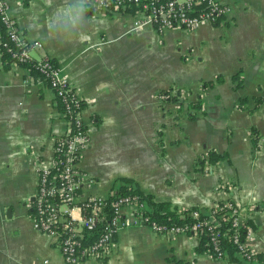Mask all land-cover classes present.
<instances>
[{"label":"crops","instance_id":"obj_1","mask_svg":"<svg viewBox=\"0 0 264 264\" xmlns=\"http://www.w3.org/2000/svg\"><path fill=\"white\" fill-rule=\"evenodd\" d=\"M219 1L227 11L217 22L160 33L132 30V12L88 0L7 3L23 37L41 43L31 56L49 57L82 100L80 196L137 185L179 208L237 204L253 229L248 247L260 261L252 264H264V0ZM165 91L176 99L159 98ZM60 111L48 84L7 62L0 46V264H66L32 224L38 171L51 165L67 129ZM209 151L226 158L200 166ZM135 209L122 208L127 224L106 257L80 264H231L198 251L201 237L155 233Z\"/></svg>","mask_w":264,"mask_h":264},{"label":"built area","instance_id":"obj_2","mask_svg":"<svg viewBox=\"0 0 264 264\" xmlns=\"http://www.w3.org/2000/svg\"><path fill=\"white\" fill-rule=\"evenodd\" d=\"M89 4L99 9L112 12L133 13L132 30L150 27L157 32L165 29L193 30L204 22L215 23L225 15L227 7L219 0H88ZM132 7L136 9H132ZM0 39L3 51L9 53L14 63H30L53 91L55 99L62 106L61 115L67 123L63 136L54 142V158L51 165L38 171V185L32 200L33 227L49 236L58 245L66 264H80L85 258L102 259L109 253L115 235L127 222L122 215V208L132 203L130 197H116L109 202V197L80 196L84 174L77 167V159L85 143L87 134L81 116L82 100L70 82L63 76L57 65L49 57L33 58L30 51L41 47L39 41H27L19 32L14 19L8 13L7 0H0ZM158 97L165 99L163 93ZM115 193L112 195L114 196ZM116 196V195H115ZM232 216V226L242 228L243 240L238 241L237 255L243 260L244 252L254 254L248 247L253 234L250 224L241 220L240 208L231 202L224 203ZM214 205L205 215L208 219L178 227H165L156 224L147 225L155 233L192 234L202 237L201 228L206 229L211 244V254L223 258L220 250L222 234L216 228L218 219L213 212L220 209ZM199 209L192 211L193 216L200 214ZM138 221L145 220L135 214ZM99 225V228H98ZM96 237L87 242L84 231L97 229ZM237 241V237H235ZM247 258V259H246ZM255 258H252L254 261ZM46 262V260H44Z\"/></svg>","mask_w":264,"mask_h":264},{"label":"trees","instance_id":"obj_3","mask_svg":"<svg viewBox=\"0 0 264 264\" xmlns=\"http://www.w3.org/2000/svg\"><path fill=\"white\" fill-rule=\"evenodd\" d=\"M132 9H136L132 7ZM6 36L2 35L0 39L4 42L6 41ZM1 49L3 50V46L0 43ZM3 55L7 58V62L10 61L9 53L5 50L3 51ZM30 67L34 72H36L33 66L30 63H23ZM37 73V72H36ZM38 74V73H37ZM236 75L233 76V78ZM222 81L221 77H217L215 82ZM241 82H239L240 85ZM165 99L167 100H175L177 97V93L175 95H169V92H163ZM60 108L62 106L59 104ZM252 145L254 148H258V134L255 129L249 130ZM226 158V154H218L215 151H209L207 153V159H202L199 161V165L202 166L204 162L209 164H216L220 160ZM127 184L132 182L129 178H121ZM133 183V182H132ZM116 195V196H115ZM130 197L132 203L137 205V210H135V214L141 216L146 219L144 224H156L165 227H178L183 226L185 224H193L195 222L203 221L208 219V215H205V212L200 211L198 216H193L192 211L197 210V206H192L190 208H179L176 205H172V203L168 201H156L153 196L147 193H144L137 185H121L120 188L113 195H110L109 202L116 200V197ZM221 206L220 209H217L213 212L214 219H218V224L216 228L220 231L222 236L220 237V250L224 251L228 262L231 264H252V258H257L260 261L259 256L254 254H248V252H244V257H248L247 260L243 261L236 253L239 249L238 241L243 240L244 231L242 228H235L232 226V216L228 212L230 209L225 206L224 202L219 203ZM146 207V208H144ZM99 228V225H98ZM97 229L94 230H86L84 231V239L87 242L92 241L97 235ZM202 237L200 238L199 245L197 247L198 251L211 253V244L209 242V234L206 229L201 228ZM237 237V241L235 240ZM214 258H216L215 254H211Z\"/></svg>","mask_w":264,"mask_h":264},{"label":"water","instance_id":"obj_4","mask_svg":"<svg viewBox=\"0 0 264 264\" xmlns=\"http://www.w3.org/2000/svg\"><path fill=\"white\" fill-rule=\"evenodd\" d=\"M10 208H6V214H7V217L9 218L10 217Z\"/></svg>","mask_w":264,"mask_h":264}]
</instances>
